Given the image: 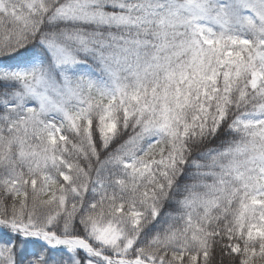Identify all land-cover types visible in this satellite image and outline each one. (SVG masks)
<instances>
[{"label": "snow or ice", "instance_id": "snow-or-ice-1", "mask_svg": "<svg viewBox=\"0 0 264 264\" xmlns=\"http://www.w3.org/2000/svg\"><path fill=\"white\" fill-rule=\"evenodd\" d=\"M0 264H264V0H0Z\"/></svg>", "mask_w": 264, "mask_h": 264}]
</instances>
